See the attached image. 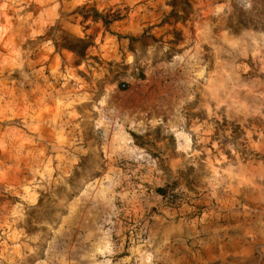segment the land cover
Wrapping results in <instances>:
<instances>
[{
    "label": "rangeland",
    "instance_id": "obj_1",
    "mask_svg": "<svg viewBox=\"0 0 264 264\" xmlns=\"http://www.w3.org/2000/svg\"><path fill=\"white\" fill-rule=\"evenodd\" d=\"M250 1L0 0V264H264Z\"/></svg>",
    "mask_w": 264,
    "mask_h": 264
},
{
    "label": "trees",
    "instance_id": "obj_2",
    "mask_svg": "<svg viewBox=\"0 0 264 264\" xmlns=\"http://www.w3.org/2000/svg\"><path fill=\"white\" fill-rule=\"evenodd\" d=\"M173 8L172 14H176L174 4L171 5ZM190 9V4L187 5ZM102 21L105 27H108L107 20H103L101 16L96 14L95 19ZM176 19L182 20V17L176 16ZM228 28L233 31L239 30H253L264 32V0H251L248 9H242L233 7L231 14L228 18ZM137 39L131 38V42ZM56 49L65 50L75 56V58L83 59L86 55V51L92 46V42L87 39L78 38L66 32H61L54 41ZM73 178H71L72 180ZM160 191V190H159ZM163 192V191H162ZM160 191V193H162Z\"/></svg>",
    "mask_w": 264,
    "mask_h": 264
},
{
    "label": "built area",
    "instance_id": "obj_3",
    "mask_svg": "<svg viewBox=\"0 0 264 264\" xmlns=\"http://www.w3.org/2000/svg\"><path fill=\"white\" fill-rule=\"evenodd\" d=\"M170 198H172V197L170 196Z\"/></svg>",
    "mask_w": 264,
    "mask_h": 264
}]
</instances>
